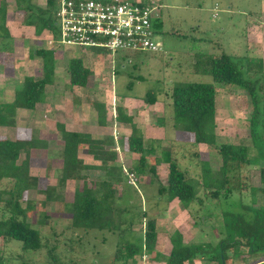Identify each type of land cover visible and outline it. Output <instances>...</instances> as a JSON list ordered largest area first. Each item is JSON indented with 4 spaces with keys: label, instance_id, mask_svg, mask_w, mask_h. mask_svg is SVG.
<instances>
[{
    "label": "rangeland",
    "instance_id": "obj_1",
    "mask_svg": "<svg viewBox=\"0 0 264 264\" xmlns=\"http://www.w3.org/2000/svg\"><path fill=\"white\" fill-rule=\"evenodd\" d=\"M20 1L23 3L27 0ZM98 1L110 2L112 0ZM150 1L158 7L156 23H159V27L156 32V41L162 44V48L155 53L142 52L136 55L102 54L76 47L63 48L57 44L49 32L44 31L38 35L35 33L34 27L25 28L26 20L29 17L28 2L22 6L18 4L21 7H18L17 12L24 14L25 17L22 19L18 17L19 22H22L18 23L20 28L17 30L14 28L12 31L14 51L9 54L2 53L0 47V104L13 101L14 92L19 88L25 76L41 75L39 71L42 67L41 58L35 55L29 58V54H33L36 49L43 48L54 51L56 73L54 85L46 88V98L44 97L43 102L39 104L40 110L17 109L14 127H0V139L28 140L36 137L39 138V141H45V150L33 151L30 159L29 174L38 179L37 189L56 187L57 178L60 175V152L63 149V143L56 128L57 119L60 122L63 121L67 130L86 133L97 138L101 129L97 122V111L94 109V105L102 103L107 113L106 119H108L106 132L116 137L121 136L119 138V142H121L122 137L125 138L131 133L130 126L126 124L121 129L113 128L114 125L116 126L115 120H117L115 109L121 106L127 116L134 118L136 127L143 134L144 145L159 140L164 146L163 148H166L173 142L167 140V134L169 136L172 130L168 129L166 135L157 130L161 128L157 125V119L165 118L166 122L168 121L171 104L169 94L172 86L175 83L188 82L214 85L216 89V145L240 144L248 147L250 159L257 160L248 171L251 179L250 185L264 188V184L259 182L257 172L260 167H264V159L258 160L257 152L252 147L249 137L250 104L247 95L236 87L214 83L208 75H197L193 69L196 62L194 55L200 53L220 54L224 52L234 57L260 58L264 62V0ZM31 4L33 5L32 2ZM13 23H15L14 19ZM71 59L82 60L84 66L92 71L93 76L87 87L67 89V64ZM137 76L142 80L133 79ZM130 81L132 84L128 88L127 84ZM153 89L158 93L157 103L154 106L144 104L142 98L149 90ZM178 138L179 142L186 143V138L181 134ZM119 145L120 151L123 152L124 141ZM217 146L205 148L201 146L202 148H200L202 151L200 159L208 161L212 171H217L221 166ZM160 149L149 154L148 165L154 164ZM261 152L264 153V148ZM87 154V146H84L81 147L78 157L86 160L87 165L100 163L91 160V156ZM183 154L186 159L182 162V159H179V162L193 175L189 182L194 186L197 197L203 204L200 207L199 204L192 203L188 211L177 199L173 200L175 203L170 207L171 202L166 201V195L159 196L157 194L156 180L148 171L136 174L131 170L137 182L134 186L127 184L124 170L128 171L129 168L132 169L131 166H136L138 159L130 160L120 153V161L116 158L115 162L118 165L121 164L122 170L115 175L120 179H117L114 186L117 206L122 208L132 202L130 210L137 212L145 210L148 214L147 218L154 217L159 233L155 251L165 256L170 253L169 240L174 231H181L183 239L186 241V243L183 241L184 244L216 243L218 240L216 233L221 230V226L219 227L220 209L228 206L222 205L215 209L210 207L212 200L210 201L209 194L206 193L197 178L200 172L197 171L198 167L195 165V161L190 160L186 153ZM177 157L180 155L177 154ZM23 160L24 153L21 152L17 163L19 164ZM156 174L158 180L166 185L168 165L166 163L159 164L156 167ZM104 177V172L92 170L88 172L87 181L94 180L95 183ZM80 185V182L66 181L64 188H57V190L60 191L63 201L69 203L72 201L73 191L77 187L81 188ZM37 189L24 193L20 204L24 207L26 201L34 202V208L27 213V222L40 230L44 244H47L48 247L55 246L52 255L57 260L52 261L47 254V248H44L38 252H27L23 259L15 258L16 260H12L11 264H21L24 262L23 260H26L28 264H112L118 247H122V253H124L125 245L119 244L122 240L119 231L73 229L71 216L67 211H60L57 204L47 203L46 205L43 200L44 196L40 195ZM136 192L137 196H135ZM248 197L249 193L241 196L236 194L230 198L229 203L235 204L234 206H237L240 200L242 203H248ZM158 201L159 204L156 203ZM255 202L264 203V196L260 192L255 193ZM147 203L151 205L147 206ZM170 208L173 209L168 211ZM40 213H46L49 217L43 226L38 223ZM209 213L212 216H209ZM204 216L206 217L205 221H203ZM143 229L144 225L142 224H135L131 228L130 231L135 240L142 237ZM19 253L18 243L7 244L0 239V254L3 257H17ZM148 255L153 258L156 264H164L155 261L151 253ZM227 259L226 264H264L263 255H249L247 249L243 247L239 248L238 256H233L229 251ZM194 264L210 263L197 261Z\"/></svg>",
    "mask_w": 264,
    "mask_h": 264
},
{
    "label": "trees",
    "instance_id": "obj_2",
    "mask_svg": "<svg viewBox=\"0 0 264 264\" xmlns=\"http://www.w3.org/2000/svg\"><path fill=\"white\" fill-rule=\"evenodd\" d=\"M57 1L46 0L44 8L28 3L29 17L26 20V25L34 27L36 34L47 31L56 42L58 40V23L55 17ZM18 4L22 6L20 0L16 1V5ZM19 5L18 7H21ZM156 19L153 20L152 26L157 32L159 23H156ZM0 47L2 53L9 54L14 50L12 38L6 27V6L4 4L0 5ZM92 52L109 54L101 50ZM34 55L41 58V75L25 76L19 88L14 92L13 101L0 104V127H14L17 109L27 111L38 109L45 97L46 88L54 85V51L39 48L33 54H29V57ZM194 58L196 60L193 67L194 73L208 75L214 83L236 87L247 95L250 104L249 137L252 147L257 152L258 160L261 158L263 160L264 153L261 152L264 148L263 60L247 56L234 57L224 52L220 54L200 53L195 54ZM67 73V89L70 90L87 87L93 76L92 71L85 67L80 59L68 61ZM133 79L142 80L139 76ZM131 84L132 81L127 84V87L130 88ZM157 95V90H149L142 98L143 103L156 104ZM169 97L171 104L168 121L166 122L165 118H158L157 125L165 128L170 124L168 126L172 130L183 133L188 141L171 143L166 148H163L158 141H152L145 146L142 133L136 127L133 118L127 116L122 107H116V119L122 124L129 125L131 129L128 137L121 138V142L124 141L125 144L124 150L139 156L136 166H131L132 169L129 168L128 171L132 170L136 174L148 171L156 180L157 194L166 195L167 202L177 199L186 211L192 203H197L202 207L203 204L197 197L194 186L189 182L193 175L179 162V159H182L181 162L185 161L186 156L183 153H186L198 167L196 168L200 173L197 178L209 194L210 201L212 200L210 207L215 209V207L228 205L220 209L219 227L221 226V230L216 233L218 237L216 243L184 244L182 234L174 231L169 240L170 253L165 256L155 251L157 232L154 217L147 218L148 214L145 210L138 212L130 210L132 202L122 208L116 204L114 186L118 177L115 175L122 170L120 165L115 163L117 154L113 146L119 138L109 134L94 138L86 133L67 130L63 121L60 122L57 119L56 128L60 133L63 149L60 152L61 168L56 187L37 189L38 179L29 174L33 151L45 150V141H39L36 137L28 140L0 139V239L7 244L18 243L20 250L17 257H3L0 254V264H11L12 260H16L15 258L23 259L27 252H38L44 248H47V254L52 261L57 260L52 255L55 246L48 247L44 244L40 230L27 222V213L34 208V202L26 201L24 207L20 204L22 195L34 189L44 196L43 200L46 205L47 203L57 204L60 211H67L71 216L73 229L119 231L122 239L119 244L125 245V251L122 253V247H118L112 264H124L136 255L142 254L143 251L151 253L155 261L164 264H194L197 261L226 264L227 253L231 251L233 256H238L239 248L242 247L247 249L249 255L264 256V203L255 202V193L260 192L264 196V188L251 186L248 174L250 167L257 160L250 159L249 149L245 145H216V89L214 85L201 82L175 83ZM94 109L97 111L98 125L105 127L104 104L97 103ZM199 145L217 146L221 160V166L217 171H212L208 161L200 159ZM84 146H87L88 155L94 161L100 162L99 166L85 165L83 160L78 158V150ZM158 149H160L159 156L153 165H148L147 157ZM21 152L24 153V160L18 164ZM177 154L180 157H177ZM162 163L168 165L166 185L158 180L156 174V167ZM92 170L104 172L105 177L95 183L94 180L87 181L88 172ZM257 172L259 182L264 184V167H260ZM194 176L196 177V174ZM66 181L81 183V188L77 187L73 191L72 201L69 203L63 201L60 191L57 190V188H64ZM246 193H249L248 203H242V200L237 206L229 203L230 198L236 194L241 196ZM137 195L136 192L135 196ZM215 203L220 205H214ZM39 215L38 223L43 226L49 217L46 213ZM205 220L204 216L203 221ZM135 224L144 225L143 235L137 240L130 231ZM23 261L21 264H28L26 260Z\"/></svg>",
    "mask_w": 264,
    "mask_h": 264
},
{
    "label": "built area",
    "instance_id": "obj_3",
    "mask_svg": "<svg viewBox=\"0 0 264 264\" xmlns=\"http://www.w3.org/2000/svg\"><path fill=\"white\" fill-rule=\"evenodd\" d=\"M55 17L57 44L63 48L130 55L155 53L162 48L152 26L158 17V7L152 1L58 0ZM124 172L127 183L134 186L137 182L135 175ZM124 264L156 263L143 251Z\"/></svg>",
    "mask_w": 264,
    "mask_h": 264
},
{
    "label": "crops",
    "instance_id": "obj_4",
    "mask_svg": "<svg viewBox=\"0 0 264 264\" xmlns=\"http://www.w3.org/2000/svg\"><path fill=\"white\" fill-rule=\"evenodd\" d=\"M29 3L30 5H32L31 4V2L33 3V5H36V6H39V7H41V8H44L45 6H46V0H27V1H25V2H23L22 3V5H26V3ZM6 3V4H5ZM1 4H4L5 6H6V27H7V29H8V31H9V34H10V36H12L13 37V33H12V31H14V28L17 30V28H20V27H18V23H22V22H19L20 20L18 19V17H20V19H22L23 17H25V15L24 14H20L19 12H17V10H18V5H16V0H0V5ZM13 19H14V21H15V23H13ZM17 25V26H16ZM11 27V30H9V27ZM26 27H28V28H30L29 26H25V28ZM33 34H34V32H33ZM11 37V38H12ZM14 51V50H13ZM30 54H32V53H30ZM30 58V57H29ZM41 69H42V67H41ZM40 71V73H41V70H39ZM56 73V72H55ZM28 76H30V75H28ZM33 76V75H32ZM37 76V75H36ZM46 98V97H45ZM127 100V99H126ZM129 101H131L130 99H129ZM154 106V105H153ZM121 107V106H120ZM37 110H40L39 108L37 109ZM27 111V110H26ZM106 118H107V113H106ZM115 122H116V126L114 125V129H121L122 127H124L125 126V124H122V123H120L119 121H117V120H115ZM133 122L134 123H136L135 121H134V118H133ZM118 126H121V127H118ZM91 127H93V126H91ZM107 127H108V119H106V126L105 127H100V129H101V131H100V134H99V136H102V135H106V134H109V135H112L111 133H108V132H106V129H107ZM166 128V127H165ZM165 128H158L157 130H159V131H161V132H163L164 133V135H166L167 134V131H168V129H171L168 125H167V128L165 129ZM113 129V130H114ZM110 130H112V128H110ZM172 130V129H171ZM71 131H73V130H71ZM117 131V130H116ZM142 133V132H141ZM179 134H181L184 138H186V140H185V142H187L188 141V139H187V137L183 134V133H181V132H178V131H174V130H172L171 132H170V135L168 136V134H167V140L169 141V142H171V141H173V142H171V143H176V142H178V143H182V142H179L178 140H179V138H178V136H179ZM130 135V134H129ZM129 135H127L126 137H128ZM142 136H143V134H142ZM121 137V136H120ZM120 137H118V138H120ZM165 138H166V136H165ZM175 141V142H174ZM143 142H144V137H143ZM154 142V141H153ZM121 142H119V141H116V143L114 144V148H116V147H118L117 148V154H118V161H120V159H119V157H120V153H122V155L124 154L128 159H130V160H137L138 159V155L137 154H131L130 155V153H128V152H125L126 150H123V152H121L120 151V144ZM158 143H160L161 144V142L158 140ZM145 146H147V145H145ZM161 146H162V144H161ZM201 146H203V145H199V147H198V149H199V152H200V155H201V150H200V148H202ZM162 147H164V146H162ZM206 146H204V148H205ZM41 151V150H40ZM44 151V150H43ZM39 152V151H38ZM78 152H79V154H80V149L78 150ZM78 154V155H79ZM88 155V154H87ZM79 159H81V160H83L82 158H80V156L78 157ZM201 158H202V155H201ZM91 160H93L92 159V157L90 158ZM83 162H84V164L85 165H87V161L86 160H83ZM100 164V163H99ZM99 164L98 163H93V164H91V165H94V166H99ZM89 165V164H88ZM121 165V164H120ZM173 201H171V203L169 204V206L170 207H172L173 205H174V203H175V201L172 203ZM157 204H159L160 202L158 201V202H156ZM162 203V202H161ZM151 204H149V203H147V206H150ZM173 208H170L168 211H171ZM173 212V211H172ZM171 212V213H172ZM186 212V211H185ZM167 215V214H166ZM171 220H172V218H171ZM156 232H157V236H156V243H157V241H159V233H158V226H157V223H156ZM180 233H181V231H179ZM183 241L186 243V241L183 239Z\"/></svg>",
    "mask_w": 264,
    "mask_h": 264
},
{
    "label": "clouds",
    "instance_id": "obj_5",
    "mask_svg": "<svg viewBox=\"0 0 264 264\" xmlns=\"http://www.w3.org/2000/svg\"><path fill=\"white\" fill-rule=\"evenodd\" d=\"M142 1V0H141ZM150 0H148V1H143V2H149ZM93 53H95V52H93ZM129 172V171H128ZM130 173H132V172H130ZM126 176V175H125ZM126 181H127V177H126ZM128 184V183H127ZM129 185V184H128ZM132 186V185H131Z\"/></svg>",
    "mask_w": 264,
    "mask_h": 264
}]
</instances>
